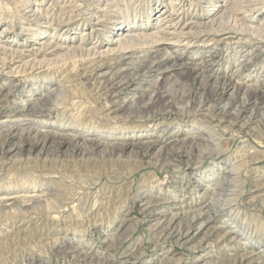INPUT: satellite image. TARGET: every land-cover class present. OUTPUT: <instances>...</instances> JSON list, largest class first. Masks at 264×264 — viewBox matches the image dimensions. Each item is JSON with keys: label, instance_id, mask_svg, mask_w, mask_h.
I'll return each instance as SVG.
<instances>
[{"label": "rangeland", "instance_id": "374dc122", "mask_svg": "<svg viewBox=\"0 0 264 264\" xmlns=\"http://www.w3.org/2000/svg\"><path fill=\"white\" fill-rule=\"evenodd\" d=\"M0 264H264V0H0Z\"/></svg>", "mask_w": 264, "mask_h": 264}, {"label": "bare ground", "instance_id": "6f19581e", "mask_svg": "<svg viewBox=\"0 0 264 264\" xmlns=\"http://www.w3.org/2000/svg\"><path fill=\"white\" fill-rule=\"evenodd\" d=\"M70 140V138L68 137V138H64L63 140H62V143H68V141ZM201 146L200 145H198V148H200ZM126 149V147L125 146H123L120 150L122 151V152H124V150ZM224 186V185H223ZM223 189H221L220 191H219V193H218V196L219 197H221L222 198V196L224 195V194H221V193H223ZM220 199V198H219ZM215 206H210V207H206V209H204V210H201L200 212H197V213H195L191 218H189L188 219V228L186 227V229H187V235H190V234H192V231H193V229H194V227H195V224L196 223H198L200 220H203V219H206V218H209V216L211 215V213H212V211H213V208H214ZM168 225H170V224H168ZM175 229V228H174ZM165 230V229H164ZM182 231V230H181ZM164 232V231H163ZM167 232V231H166ZM178 234V233H177ZM183 234V233H182ZM182 234H180V235H182ZM195 236V235H194ZM186 238V237H185Z\"/></svg>", "mask_w": 264, "mask_h": 264}]
</instances>
